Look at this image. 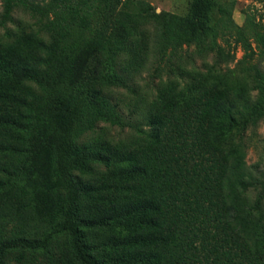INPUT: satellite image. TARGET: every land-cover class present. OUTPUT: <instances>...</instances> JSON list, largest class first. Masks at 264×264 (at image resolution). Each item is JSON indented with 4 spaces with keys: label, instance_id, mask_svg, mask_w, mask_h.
I'll list each match as a JSON object with an SVG mask.
<instances>
[{
    "label": "trees",
    "instance_id": "1",
    "mask_svg": "<svg viewBox=\"0 0 264 264\" xmlns=\"http://www.w3.org/2000/svg\"><path fill=\"white\" fill-rule=\"evenodd\" d=\"M0 3V27L19 10L37 28L0 49V264H264V170L236 141L264 120V0L244 26L234 1L192 0L184 16L132 0ZM147 27L159 76L194 47L192 60L241 67L256 100L164 90L144 146L95 142L101 124L137 128L110 89L134 92ZM96 164L109 175L90 178Z\"/></svg>",
    "mask_w": 264,
    "mask_h": 264
},
{
    "label": "rangeland",
    "instance_id": "2",
    "mask_svg": "<svg viewBox=\"0 0 264 264\" xmlns=\"http://www.w3.org/2000/svg\"><path fill=\"white\" fill-rule=\"evenodd\" d=\"M41 1V0H36ZM125 1V0H124ZM142 2L151 7V14H167L184 16L188 13L192 0H132ZM234 1L233 11L234 21L240 25H245L246 13L260 16V0H218ZM147 7V6H146ZM2 11L0 3V13ZM37 31L35 20L30 15L16 11L13 21L6 27H0V49H8L16 46L26 34ZM143 37L147 38L148 59L139 72H132L129 77L130 85L134 92L126 89H110V97L114 104H117L120 111L131 119L136 129L130 127L119 128L109 124H101L93 133L95 142H107L109 144H122L129 147L144 146L151 137V125L149 123L150 113L153 112L155 103L161 97L164 90H173L174 92L187 91L193 87L200 90L205 84L218 85L220 89H230L231 93L240 98V104L244 102H254L257 98V91L253 89V84L241 72V67L236 63L222 64L213 68V58L191 59L190 55L194 47L185 50L182 60L175 62L173 71L162 73L155 72V57L153 54L154 30L147 27L143 31ZM243 53L238 51L237 58H241ZM122 63V62H121ZM120 63V65H121ZM264 70V64L262 66ZM120 69V68H119ZM128 73H125L127 75ZM241 95L239 97L238 95ZM241 139V140H240ZM237 142L243 145L245 153L246 168L249 172L258 173L264 170V120L257 125L251 126L249 130L241 137H236ZM110 168L96 164L93 166V174L90 178H99L108 176ZM254 198V193L252 194ZM15 254L10 255L14 260ZM11 264H15L11 261Z\"/></svg>",
    "mask_w": 264,
    "mask_h": 264
}]
</instances>
